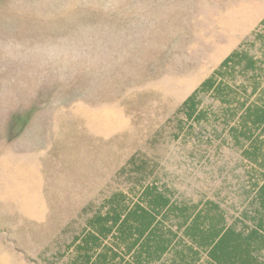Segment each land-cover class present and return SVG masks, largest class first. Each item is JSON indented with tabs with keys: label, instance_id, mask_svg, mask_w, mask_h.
<instances>
[{
	"label": "rangeland",
	"instance_id": "1",
	"mask_svg": "<svg viewBox=\"0 0 264 264\" xmlns=\"http://www.w3.org/2000/svg\"><path fill=\"white\" fill-rule=\"evenodd\" d=\"M236 51L264 69V0H0V264H79L89 219L151 185L239 217L249 163L231 129L264 72L227 75L228 104L200 95V123L180 111ZM108 248L136 263L139 248Z\"/></svg>",
	"mask_w": 264,
	"mask_h": 264
},
{
	"label": "trees",
	"instance_id": "2",
	"mask_svg": "<svg viewBox=\"0 0 264 264\" xmlns=\"http://www.w3.org/2000/svg\"><path fill=\"white\" fill-rule=\"evenodd\" d=\"M238 72L257 78L264 69L254 58L234 52L182 105L180 111L188 122L206 119L207 114L200 110L202 94L214 95L228 104L237 93L227 84L226 76L234 78ZM246 111L242 124L231 129L232 138L249 163L244 187L246 209L239 217L230 222L228 214L214 201L201 205L175 203L171 190L156 185L143 188L140 203L134 207L125 194H114L103 207L106 212L89 219L90 233L80 247L79 264H115L120 256L112 249L97 254L111 237L130 253L139 248L135 264L160 262L177 241L183 247L175 264H198L203 256L207 264H264V95L260 103ZM223 118L227 120L228 114ZM244 143L248 149L242 148ZM146 173L144 164H136L131 177L141 178ZM168 223L175 224L178 231L167 229ZM180 233L184 234L182 240Z\"/></svg>",
	"mask_w": 264,
	"mask_h": 264
}]
</instances>
